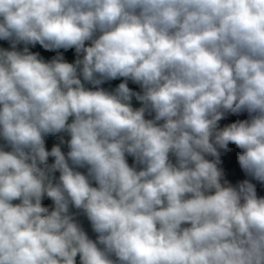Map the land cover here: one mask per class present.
Here are the masks:
<instances>
[{
	"label": "clouds",
	"instance_id": "1",
	"mask_svg": "<svg viewBox=\"0 0 264 264\" xmlns=\"http://www.w3.org/2000/svg\"><path fill=\"white\" fill-rule=\"evenodd\" d=\"M0 40V264H264L220 166L264 184V0H0Z\"/></svg>",
	"mask_w": 264,
	"mask_h": 264
},
{
	"label": "trees",
	"instance_id": "2",
	"mask_svg": "<svg viewBox=\"0 0 264 264\" xmlns=\"http://www.w3.org/2000/svg\"><path fill=\"white\" fill-rule=\"evenodd\" d=\"M248 115L247 113H242L240 115H229L225 119H223L220 122V126L223 127L226 124L235 122L237 119H247ZM229 151L221 152V167L224 170L225 173V179H227L230 183L233 185H236L238 182L243 181L245 179L251 180L252 183L256 185L257 194L259 196H264V184L259 183L255 180H253L251 177L247 176L240 168L239 163L237 161V153L241 151L238 149L235 145L230 144L229 145ZM211 159V157H209ZM44 206H47L51 208L52 201L45 198L43 200ZM72 211H75V209H72ZM77 219H81V215L77 217Z\"/></svg>",
	"mask_w": 264,
	"mask_h": 264
},
{
	"label": "rangeland",
	"instance_id": "3",
	"mask_svg": "<svg viewBox=\"0 0 264 264\" xmlns=\"http://www.w3.org/2000/svg\"><path fill=\"white\" fill-rule=\"evenodd\" d=\"M2 42L6 43L4 46L0 47V48H9V43L7 41H3ZM18 47H23L18 46ZM30 50L32 52H39L40 56L43 57L46 61L50 60L51 58H53L57 53L55 51H47L45 49H43L39 44L35 45L34 47L29 46ZM60 52L63 53L64 57L66 60H68L69 62L73 61L75 59V50L74 49H69L67 51H64L63 49L59 50ZM120 82H122V78L121 79H117V80H112V81H108L106 82L104 85H102V87L106 88V89H114ZM129 87L134 89V90H139L138 86L133 84L131 81H129ZM133 106L134 107H139V102L133 100ZM64 138L65 140L69 139V137L64 134ZM46 141V147L50 150L51 147L54 144L59 143V139L57 136H52L49 135L45 138ZM0 143H2V141H0ZM62 151H64L65 153L68 151L67 149V145H62ZM129 163L131 164L132 162V158L129 157ZM49 162H52V158H50ZM58 176V173H57ZM79 222L81 223V225L83 226L84 230L87 232V234L89 235L90 238L95 239V233H93L92 229H91V225L90 222L86 219V217H84L83 215H81V219H78ZM77 264H79V258H77Z\"/></svg>",
	"mask_w": 264,
	"mask_h": 264
},
{
	"label": "built area",
	"instance_id": "4",
	"mask_svg": "<svg viewBox=\"0 0 264 264\" xmlns=\"http://www.w3.org/2000/svg\"><path fill=\"white\" fill-rule=\"evenodd\" d=\"M6 43H4V42H2L1 40H0V47H2V46H4Z\"/></svg>",
	"mask_w": 264,
	"mask_h": 264
}]
</instances>
